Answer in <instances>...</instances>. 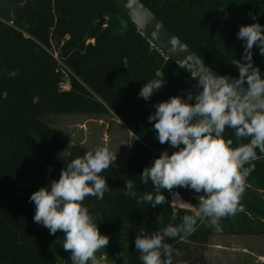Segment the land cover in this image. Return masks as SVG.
Wrapping results in <instances>:
<instances>
[{
	"label": "trees",
	"instance_id": "16d2710c",
	"mask_svg": "<svg viewBox=\"0 0 264 264\" xmlns=\"http://www.w3.org/2000/svg\"><path fill=\"white\" fill-rule=\"evenodd\" d=\"M140 1L221 76H239L231 62L244 54V41L237 38L240 26H264V0ZM250 13L257 16L255 21ZM251 51L253 65L264 76V55L257 46ZM14 70L19 74L9 78ZM157 72L164 87L145 101L139 92L159 78ZM62 84L67 85L63 91ZM195 85L112 0H0V264H53V240L64 239V233L50 235L35 223L29 198L87 152L45 120L74 114L114 116L133 136L127 166H111L100 174L110 190L102 200L86 197L83 205L102 235L125 239L126 264H143L134 244L140 229L150 234L169 223L179 225L192 212L175 213L167 191L163 194L169 203L155 208L139 204L125 195V181L134 180L138 195L154 193L151 182L140 183V174L162 151L178 149L159 143L155 122L148 117L157 103L176 95L186 99ZM224 135L237 146L232 129ZM257 154L261 159L252 162L255 171L247 177L240 200L243 211L221 218L219 233L198 221L187 239H169L184 253L174 256V264H208L206 247L212 236H264V154L258 149ZM175 192L186 204H198L194 190L181 187ZM231 218L240 221L234 224Z\"/></svg>",
	"mask_w": 264,
	"mask_h": 264
},
{
	"label": "clouds",
	"instance_id": "9594fccd",
	"mask_svg": "<svg viewBox=\"0 0 264 264\" xmlns=\"http://www.w3.org/2000/svg\"><path fill=\"white\" fill-rule=\"evenodd\" d=\"M237 38L244 41L242 59L231 62L239 71L238 78L218 76L205 68L195 92L189 90L186 99L176 95L157 103L154 114L148 117L149 122H155L159 143L178 150L171 154L162 151L140 174V183L151 182L154 193L138 195L134 180L128 179L125 195L155 208L169 203L163 194L167 191L178 201V207L193 206L194 213L184 215L179 225L169 223L150 234L141 228L134 244L143 264H174V256L184 253L168 243L169 239H187L196 231L198 221L219 233L221 218L243 211L239 205L246 179L255 171L252 162L261 159L257 149L264 154V76L253 65L251 51L257 46L264 55V26L242 25ZM18 74L14 70L8 75L12 78ZM156 76L159 78L143 84L139 92L145 101L164 87L162 74L157 72ZM226 129L234 131L237 146L233 147L232 138H225ZM245 139L248 143L241 142ZM64 155L71 153L65 151ZM116 158L117 152L106 146L87 151L67 163L58 180L40 187L29 198L35 205L33 221L47 228L50 235L64 233L62 247L71 253L72 264H102L105 259L96 253L105 249L110 238L100 233L83 201L88 196L104 198L110 189L100 174L115 164ZM181 187L199 194L195 197L197 206L186 204L175 192Z\"/></svg>",
	"mask_w": 264,
	"mask_h": 264
},
{
	"label": "rangeland",
	"instance_id": "374dc122",
	"mask_svg": "<svg viewBox=\"0 0 264 264\" xmlns=\"http://www.w3.org/2000/svg\"><path fill=\"white\" fill-rule=\"evenodd\" d=\"M45 120L70 143L80 144L87 151H93L98 146H106L110 151L117 152L115 164L111 166H127V158L132 151L133 136L116 117L74 114L51 115ZM173 210L175 213L181 210L194 213V209L189 206L178 207L177 200H173ZM239 221L231 218L234 224ZM63 242L64 239L53 240V264H72L71 253L63 249ZM206 253L208 264H264V236H212L206 247ZM126 254L127 244L124 238H110L105 249H100L96 253L98 258L105 257L102 264H126Z\"/></svg>",
	"mask_w": 264,
	"mask_h": 264
},
{
	"label": "water",
	"instance_id": "95a60500",
	"mask_svg": "<svg viewBox=\"0 0 264 264\" xmlns=\"http://www.w3.org/2000/svg\"><path fill=\"white\" fill-rule=\"evenodd\" d=\"M164 56L173 61L194 84L205 68L221 76L168 29L140 0H112ZM101 18L100 24L105 25ZM124 27V26H123ZM193 205H198L193 203Z\"/></svg>",
	"mask_w": 264,
	"mask_h": 264
},
{
	"label": "built area",
	"instance_id": "2783aa9c",
	"mask_svg": "<svg viewBox=\"0 0 264 264\" xmlns=\"http://www.w3.org/2000/svg\"><path fill=\"white\" fill-rule=\"evenodd\" d=\"M66 88H67V85H65V84H62V85L60 86V90H61V91L65 90Z\"/></svg>",
	"mask_w": 264,
	"mask_h": 264
}]
</instances>
